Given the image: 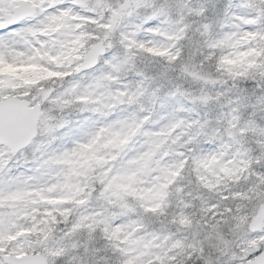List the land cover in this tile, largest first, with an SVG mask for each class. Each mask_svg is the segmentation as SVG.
I'll return each mask as SVG.
<instances>
[{"label": "snow or ice", "instance_id": "obj_1", "mask_svg": "<svg viewBox=\"0 0 264 264\" xmlns=\"http://www.w3.org/2000/svg\"><path fill=\"white\" fill-rule=\"evenodd\" d=\"M0 264H264V0H0Z\"/></svg>", "mask_w": 264, "mask_h": 264}]
</instances>
